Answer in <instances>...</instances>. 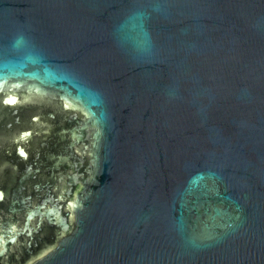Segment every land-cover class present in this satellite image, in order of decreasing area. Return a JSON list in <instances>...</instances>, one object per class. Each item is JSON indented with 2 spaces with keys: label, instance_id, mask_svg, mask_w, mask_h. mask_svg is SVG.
Here are the masks:
<instances>
[{
  "label": "water",
  "instance_id": "95a60500",
  "mask_svg": "<svg viewBox=\"0 0 264 264\" xmlns=\"http://www.w3.org/2000/svg\"><path fill=\"white\" fill-rule=\"evenodd\" d=\"M0 264H264V0H0Z\"/></svg>",
  "mask_w": 264,
  "mask_h": 264
}]
</instances>
